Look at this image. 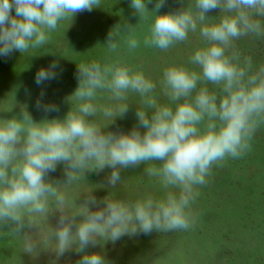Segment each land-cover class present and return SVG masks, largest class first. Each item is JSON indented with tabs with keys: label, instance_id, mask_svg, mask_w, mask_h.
Listing matches in <instances>:
<instances>
[{
	"label": "clouds",
	"instance_id": "obj_1",
	"mask_svg": "<svg viewBox=\"0 0 264 264\" xmlns=\"http://www.w3.org/2000/svg\"><path fill=\"white\" fill-rule=\"evenodd\" d=\"M163 3L158 0L149 11L146 0L131 2L139 16L151 12L153 17L145 46L167 50L197 30L203 41L187 62L194 68L172 62L164 69L160 87L166 102L158 101L154 82L117 56L103 65L96 61L78 65V87L70 96L75 106L63 119L35 122L26 110L22 118L0 119V224L10 225L12 234L27 238L21 233L55 210L60 215L56 227L49 226L48 237L55 241L57 257L74 249L81 254L77 264H106L101 254L87 249L138 231L192 228L197 187L206 184L213 166L223 167L229 158L250 151L251 138L264 122V66L254 70L251 58L242 59L234 41L264 34V24L255 18L264 17V0H195V14L186 8L160 13ZM99 6L100 0H0V55L39 48L61 21ZM216 9L218 15L206 16ZM123 31L131 32V26L109 33V52L118 53L116 36ZM126 42L130 50L139 46L131 35ZM56 67L53 63L40 68L37 85L55 79ZM209 84L218 90H210ZM98 92L108 93L107 99L116 106L98 107L93 103ZM130 92L140 97L138 123L128 132H105L115 117L127 112ZM40 107L58 111L38 99ZM98 111L108 121L103 127L88 119ZM59 163L65 165L64 183L46 179ZM141 163L146 164L147 176L158 178L163 196L97 201L89 193L77 205L61 191L94 166L111 168L108 180L115 187L120 169ZM33 247L27 244V251Z\"/></svg>",
	"mask_w": 264,
	"mask_h": 264
},
{
	"label": "rangeland",
	"instance_id": "obj_2",
	"mask_svg": "<svg viewBox=\"0 0 264 264\" xmlns=\"http://www.w3.org/2000/svg\"><path fill=\"white\" fill-rule=\"evenodd\" d=\"M131 2L100 0L99 7L78 12L72 19L61 21L56 30L48 33L47 44L23 54L13 50L7 56L0 55V119L22 118V110L28 111L35 122L63 119L70 107L75 106L70 96L78 87V65L93 61L103 65L117 56L154 82L158 101L166 102L160 87L164 69L172 62L194 68L187 62L194 50L202 45V38L197 30L190 32L186 41L177 42L167 50L145 46L143 41L153 17L151 12L139 16ZM157 2L146 0V8L152 11ZM194 5L195 0H164L159 12H178L186 8L195 14ZM218 13L216 9L206 16ZM255 18L264 24V17ZM125 26H131V32H120L116 36L118 53L109 52L106 44L109 33H117ZM129 35L139 41L136 49L128 48L126 41ZM234 44L242 59L251 58L254 70L264 66V34L241 37ZM53 63L57 65L54 69L56 78L37 85V71L47 69ZM107 95L106 92H98L93 103L98 107H115L117 102L109 101ZM38 99L41 105H55L58 111L45 112L43 107L37 108ZM127 103V112L115 117L105 132H128L138 123L135 114L137 106H140V97L130 92ZM88 119H94L102 127L108 123L99 111ZM250 144V151L241 158H229L224 169L213 166L211 174L206 177V184L197 187L198 195L191 205L195 217L192 228L172 232L153 230L150 234L138 231L132 236H122L115 243L103 241L87 251L101 254L106 264H250L262 257L264 261V122L259 124ZM58 165L46 179L64 183L67 180L65 165ZM145 167L146 164L141 163L137 167L120 169L121 179L113 187L108 180L112 169L94 166L79 173V179L72 184L61 186V191L66 199L75 201L77 205L83 204L89 193L97 201L105 197L131 201L145 195L163 196L164 190L158 178L147 176ZM251 188L253 191L250 193ZM59 215L53 210L47 220H40L38 226L26 229L21 235L27 234V238L13 234L14 245L5 240L11 233V226L0 224V252L6 254L15 249L21 252L19 258H22L20 263L6 259L3 264H77L81 254L73 249L57 257L55 241L48 237L49 226L56 227ZM199 228H203L202 233H199ZM216 235L217 242L214 239ZM29 243L34 246L31 252L27 251Z\"/></svg>",
	"mask_w": 264,
	"mask_h": 264
},
{
	"label": "trees",
	"instance_id": "obj_3",
	"mask_svg": "<svg viewBox=\"0 0 264 264\" xmlns=\"http://www.w3.org/2000/svg\"><path fill=\"white\" fill-rule=\"evenodd\" d=\"M208 87H209V89L210 90H213V91H217L218 89H216V86H214V85H211V84H209L208 85ZM236 161H238V160H236ZM58 167H60V165H58ZM220 168V170H222V169H224L225 168V166H223V167H219ZM253 190H252V188L251 189H249V192L251 193ZM209 193H211V191H208V194ZM264 193V192H263ZM219 212V211H218ZM6 226H8V224H6ZM9 227V226H8ZM10 228V230H11V227H9ZM6 227L4 228V230H5V232H6ZM202 231H203V228H199V233H202ZM4 232V233H5ZM216 238V242H217V235L214 237V239ZM5 240H7V241H11V243L13 242V245L14 244H16V241L14 240V235L12 234V233H10L9 235H7L6 237H5ZM231 240V239H230ZM10 244V243H9ZM2 254H3V256H2ZM21 255V252L19 251H16L15 249H14V251H12V252H10V250H9V252L8 253H6V254H4V251H2V252H0V264H3L4 262H5V260L6 259H8V260H16L15 261V263H20V261L22 260V258L20 259L19 258V256ZM22 257V256H21ZM17 258H19V260L17 259ZM262 259H263V257L262 258H256V259H254L255 261H254V263H253V261L250 263V264H264V261H262ZM7 261V260H6ZM247 264V263H246Z\"/></svg>",
	"mask_w": 264,
	"mask_h": 264
}]
</instances>
